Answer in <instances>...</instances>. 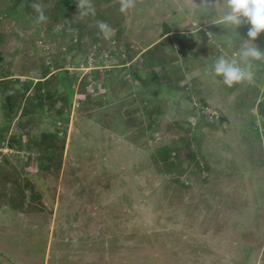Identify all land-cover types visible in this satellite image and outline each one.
I'll use <instances>...</instances> for the list:
<instances>
[{
    "label": "rangeland",
    "instance_id": "obj_1",
    "mask_svg": "<svg viewBox=\"0 0 264 264\" xmlns=\"http://www.w3.org/2000/svg\"><path fill=\"white\" fill-rule=\"evenodd\" d=\"M91 2L81 17L77 0H0V264H264V60L239 55L250 25L204 38L225 0H137L123 13ZM174 43L191 54L180 68ZM253 43L264 50V31ZM221 55L251 81L225 85ZM96 60L109 70L90 73ZM154 87V105L170 97L162 109L144 100ZM250 110L263 150L249 159ZM178 112L188 118L171 132ZM194 150L207 170H191Z\"/></svg>",
    "mask_w": 264,
    "mask_h": 264
},
{
    "label": "clouds",
    "instance_id": "obj_2",
    "mask_svg": "<svg viewBox=\"0 0 264 264\" xmlns=\"http://www.w3.org/2000/svg\"><path fill=\"white\" fill-rule=\"evenodd\" d=\"M137 0H119L120 11L126 12L136 6ZM31 7L36 11L37 21L46 22L48 17L45 15V6L39 2H34ZM226 13L217 23L239 27L243 23L250 25L247 31V39L244 40L240 57L249 64L248 58L255 60H264V50L260 49L253 42L259 34L264 31V0H225ZM77 8L81 17L89 14L95 15V8L91 0H77ZM98 27L105 35L110 30L105 22H98ZM213 38H207V41ZM92 69V68H91ZM90 69V70H91ZM213 72L217 76L223 77V83L228 87H232L235 83H239L245 79L251 81L252 74L245 68L239 66L236 60H230L223 55L219 56L213 67Z\"/></svg>",
    "mask_w": 264,
    "mask_h": 264
},
{
    "label": "trees",
    "instance_id": "obj_3",
    "mask_svg": "<svg viewBox=\"0 0 264 264\" xmlns=\"http://www.w3.org/2000/svg\"><path fill=\"white\" fill-rule=\"evenodd\" d=\"M69 9H70V4H68V6L65 8V13H67V12H69ZM214 14H216V13H214V12H211V13H209L208 14V16L206 15V16H202V18H200V22H198L197 23V25L198 24H200V25H204V24H206V23H208L210 20H212L214 17H215V15ZM199 19V18H198ZM165 23V22H164ZM208 26H206V27H202V28H199V29H197V30H199L198 32L205 38V37H207V34H208V29L210 30L211 28H212V26H216V25H224L226 28H229L230 29V26L228 27V25H225V24H223V23H214V24H212V23H210V24H207ZM170 26H172V27H170ZM176 26H177V24H176V22H172V23H170V25H167V27L166 28H164L163 29V31H162V33H161V36H160V38H162V37H164L165 35H167V34H169L172 30H174L175 28H176ZM173 27H175V28H173ZM189 26H184V24H183V26H182V29H181V26H180V30H184V31H182L181 32V35L183 36V33H185V32H187L186 30H189V29H187ZM79 26H78V28H76L77 30H79ZM177 28H179V27H177ZM176 28V29H177ZM239 28V27H238ZM237 29V28H236ZM191 30V29H190ZM237 30H239V29H237ZM192 31V30H191ZM211 31V30H210ZM214 31V30H213ZM74 31H72L71 33H73ZM220 34L222 35L223 33H222V31H220ZM220 39H222V38H220ZM206 41H207V38H206ZM208 43H210L209 41H207ZM155 45L156 44H154L153 45V47H155ZM174 50H173V58H172V60L174 61V62H176V64H175V66H174V68H180V67H182V64L184 63V62H186V60H188L189 59V57H191V54L189 55V57H188V55H187V53H189V50L187 49V50H184L183 49V46L182 45H180V46H178V44H177V46H176V44L174 43ZM49 49H51V48H49ZM150 49V48H149ZM193 51L194 52H197V49H193ZM1 58V57H0ZM96 63L97 64H95L96 66H94L91 70H90V73H94L95 75L96 74H98V73H101V72H107L109 69L108 68H105V66H103V64H102V61L101 60H96ZM125 63L126 62H121L120 63V66H123L122 68H125ZM0 64H1V59H0ZM168 64V63H167ZM173 68V66L171 67V69ZM156 74H158V73H155V75H154V78H159V76L158 75H156ZM134 77H137V80L135 81V83L136 84H138V82H140L141 80H140V78L136 75V74H134ZM124 78H125V81H127V78L124 76ZM167 79H169V80H171L173 83H174V81L172 80V78H171V76L169 75L168 77H167ZM138 81V82H137ZM191 82H192V80H191ZM16 83H18V81L16 80ZM26 83V82H25ZM28 84V83H27ZM188 84H190L189 82H188ZM254 85H256V83H253ZM16 87H17V85H16ZM173 88H172V90L171 91H173L175 94L176 93H178L179 92V90H181L182 88H184V91L186 92V93H188L189 92V88H187V86L185 87V85L184 86H180L179 85V83L176 81L175 83H174V86H172ZM35 89H37V88H35ZM153 91H151L150 93H151V96H150V98L149 97H146L144 100L146 101V104L147 103H150V104H153L154 105V101H155V99L157 100V95H158V89L157 88H153L152 89ZM167 91H169V90H167ZM184 92V93H185ZM169 93V92H168ZM37 94H38V92H37ZM170 94V93H169ZM72 92H70V97H69V101H68V104H70V103H72ZM237 96H239V95H237ZM179 97L181 98V96L179 95ZM164 100L163 101H161V104H157V105H154L153 107L154 108H160V109H162L163 108V106H167V104H168V100L170 99V97H168V96H166V97H164L163 98ZM183 99V96H182V98L180 99V100H182ZM205 101V100H204ZM263 101H264V96H263ZM202 103H203V105H205V103L202 101ZM3 104V103H2ZM164 104V105H163ZM161 105V107H159ZM152 107V108H153ZM153 108V109H154ZM4 111V110H3ZM59 111H61V110H59ZM178 111V110H177ZM258 111H259V113H260V115L261 116H263L264 115V102L263 103H261V105H260V107H259V109H258ZM150 114H147V116H151V117H157L156 116V114H153V110H152V112H149ZM248 113H251L250 115L252 116V121H251V123L250 122H248ZM161 115H163V113L161 112L160 113ZM177 115H178V117H175L176 118V120H175V122H177L178 123V125L177 126H175V125H171L170 127H169V130H171V132H174L172 129L173 128H180V125L181 124H183L186 120H187V115H184V114H182V113H180V112H178L177 113ZM175 116V115H174ZM224 116V115H223ZM222 116V114L219 116V121H223V120H226L224 117ZM223 117V118H222ZM244 120H246V124L248 125V127L250 128L249 129V131H251V132H249L248 131V128L244 131V134H242V136H241V138H242V142L244 143V147H243V149H245V153H249V155H246L249 159L250 158H254L255 156L257 157V156H259L261 153H262V141H261V139H260V134L258 133V130H257V127H255V122H256V117H255V115H254V111H252V110H250L249 112H247L245 115H244ZM182 128V127H181ZM248 132V133H247ZM155 133H158L157 131L155 132ZM23 137H24V135H23ZM9 144V146L10 147H12V146H15V145H18L19 144V142L18 141H11V142H9L8 143ZM39 144H41V143H39ZM188 147H189V145H187ZM164 147V149L167 147V145L166 146H163ZM176 149H177V152H176V154L177 155H179L180 153H181V149H178L177 147H176ZM173 150V149H172ZM248 150V151H247ZM49 152H50V150H48ZM43 153V152H42ZM170 154H171V152H170ZM197 157H198V154H197V152H195V150L192 152V153H190L189 154V156H188V159H187V163H189V165L191 164V166L190 167H193V168H191V170L192 171H196L197 169H198V171H200L201 169H205V170H207V168H208V164H206V162L204 161V163L205 164H198V162L196 161V160H194V159H197ZM166 158H170V155L168 156V157H166ZM260 164H261V166H263L264 167V160L262 159V160H258V165L260 166ZM183 169V170H182ZM180 170L181 171H186L187 170V168L185 167V166H180Z\"/></svg>",
    "mask_w": 264,
    "mask_h": 264
},
{
    "label": "crops",
    "instance_id": "obj_4",
    "mask_svg": "<svg viewBox=\"0 0 264 264\" xmlns=\"http://www.w3.org/2000/svg\"><path fill=\"white\" fill-rule=\"evenodd\" d=\"M214 41H215L214 39H211V40H210V43H214Z\"/></svg>",
    "mask_w": 264,
    "mask_h": 264
}]
</instances>
